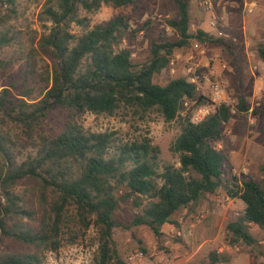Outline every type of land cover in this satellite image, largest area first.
<instances>
[{"label":"trees","instance_id":"1","mask_svg":"<svg viewBox=\"0 0 264 264\" xmlns=\"http://www.w3.org/2000/svg\"><path fill=\"white\" fill-rule=\"evenodd\" d=\"M175 18L164 24L177 37L151 43L145 60L136 62L129 48L137 29L123 15L89 28L80 11H97L102 5L126 7L134 0H45L39 20L45 32L33 42L32 53L44 56L48 71L41 77L47 86L40 99L31 101L28 86L33 71L25 70L23 82L11 75L0 89V264H42L45 252L61 247V232L69 208L82 227L97 228V252L92 264L120 262L113 241L117 210L129 203L134 210L131 226L145 227L156 238L164 224L180 209L195 204L203 195L222 187L228 197L244 204L242 213L226 224L229 245L252 247L251 226L264 229V163L258 180L237 178L228 156L215 147L231 118V108L216 105L212 113L194 124L180 115L184 100L203 104L196 84L174 78L165 85L153 82L170 63L175 48L191 40L200 44L225 42L203 30L189 33L190 0H172ZM14 5V0H7ZM13 12V11H12ZM0 17V50L17 44L18 38ZM72 25L81 29L76 35ZM125 41L127 44L125 45ZM264 60V43L257 44ZM11 61L0 59L3 74ZM119 108L136 114L156 110L164 122L180 121V133L170 146L178 167H158L159 148L150 139L120 144L111 151L110 132H89L78 124L85 113L112 115ZM244 96L237 113H248ZM262 117L264 109L252 110ZM55 126L43 132L45 122ZM3 126V127H2ZM5 127L7 129H5ZM31 142L34 153L17 160L13 129ZM18 184L27 186L17 193ZM123 188V191L121 190ZM30 193L29 195H27ZM217 263L215 253L209 255Z\"/></svg>","mask_w":264,"mask_h":264},{"label":"rangeland","instance_id":"2","mask_svg":"<svg viewBox=\"0 0 264 264\" xmlns=\"http://www.w3.org/2000/svg\"><path fill=\"white\" fill-rule=\"evenodd\" d=\"M44 1L14 0L11 5L7 0H0V17H9L6 26L18 38L17 44L0 50V59L11 61L5 74L0 70V89L7 85L11 75H15L19 83L23 82L29 67L34 73L28 83L32 89L31 101L40 99L47 86L41 75L48 71L49 62L44 56L31 52L33 42L45 32L46 23L39 20ZM204 1L188 3L189 33L203 30L221 38L225 46L191 40L187 46L175 48L169 65L153 77V82L165 85L174 78L196 79L197 96L207 100L203 104L190 101L191 108L180 113L188 118L198 108L205 107L212 113L215 106H212L205 78L211 82L221 81L233 112L215 147L228 156L233 175L258 180L259 167L264 163V115L253 116L251 111L264 109V60L259 59L256 52L257 44L264 43V0H209V10ZM176 14L172 0H134L126 7L102 5L94 12L80 11V17L87 19L89 28L115 16H125L131 28L138 30L129 46L136 62L146 59L151 43L158 38L177 40L163 22L175 18ZM71 31L76 35L81 33L76 25H72ZM240 95L250 105L248 113H237ZM78 124L89 132H111V151L120 144L148 138L159 148V171L166 165L179 166L178 157L171 153L170 146L180 133V121L166 123L156 110L140 115L130 108H119L112 115L85 113ZM54 128L51 122H45L43 132L50 133ZM12 134L18 161L34 153L31 142L20 130L15 128ZM26 188L18 184L14 190L23 194ZM243 208L240 200L228 197L219 187L214 194H205L195 204L175 213L171 219L176 224H164L162 236L156 238L145 227L131 226L134 210L127 203L117 210V225L113 229L118 258L123 264H213L209 255L215 253L218 262L214 264H264V229L251 226L250 232L257 241L252 247L229 245L226 224L239 216ZM66 219L60 236L61 247L56 252H45L42 264H92L97 252V228L93 225L85 228L77 223L73 208H69ZM137 253L142 256L129 260ZM110 264L117 263L114 260Z\"/></svg>","mask_w":264,"mask_h":264},{"label":"built area","instance_id":"3","mask_svg":"<svg viewBox=\"0 0 264 264\" xmlns=\"http://www.w3.org/2000/svg\"><path fill=\"white\" fill-rule=\"evenodd\" d=\"M204 5H205L207 10L210 9L209 0H205L204 1ZM205 80L209 84L210 100L212 102V106H216V105L222 104V105L230 107L229 98H228V96L226 94V91H225L224 86L221 83V81L215 80L214 82H211L209 80V78H205ZM190 82H193V83L197 84L196 83V79L194 77L190 79ZM191 106L192 105H191V102L189 100H184L183 103H182V109L181 110L187 111V110H189L191 108ZM232 112H233V110L231 109V113ZM209 114L210 113L208 112V110L205 107L204 108H198V109L194 110V112L191 114L190 117L188 116V119L190 120V122H192L194 124H197V123H200ZM201 218H202V216L198 217L199 220ZM141 256H142V253H137L136 255L130 256L129 260H133L134 258H140Z\"/></svg>","mask_w":264,"mask_h":264}]
</instances>
